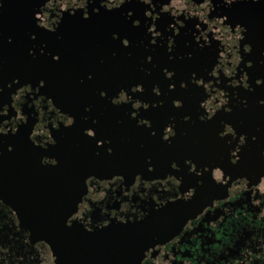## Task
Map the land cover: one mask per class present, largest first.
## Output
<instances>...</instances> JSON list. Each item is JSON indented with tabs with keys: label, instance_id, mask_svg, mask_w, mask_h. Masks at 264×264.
<instances>
[{
	"label": "water",
	"instance_id": "obj_1",
	"mask_svg": "<svg viewBox=\"0 0 264 264\" xmlns=\"http://www.w3.org/2000/svg\"><path fill=\"white\" fill-rule=\"evenodd\" d=\"M11 2L0 13V62L10 74L0 82L12 90L17 81L30 84L68 118L56 139V164L31 168L20 156L10 202L29 239L49 250L50 264H141L182 229L199 184L214 194L260 161L264 3L125 0L109 10L90 0L84 20L76 11L81 0H59L61 20L48 34L26 2ZM5 161L0 153L3 194ZM140 174L172 178L185 198L120 227L68 225L89 179Z\"/></svg>",
	"mask_w": 264,
	"mask_h": 264
},
{
	"label": "flooded vegetation",
	"instance_id": "obj_2",
	"mask_svg": "<svg viewBox=\"0 0 264 264\" xmlns=\"http://www.w3.org/2000/svg\"><path fill=\"white\" fill-rule=\"evenodd\" d=\"M20 1L26 2L38 21L37 13L46 0ZM249 2L264 3V0L234 3ZM0 4L1 13L2 8L13 3L0 0ZM61 12L59 0H48L40 23L54 28L60 23ZM39 30L50 34L57 27L53 32L39 25ZM2 67L0 62V76L9 78L10 74ZM67 124V116L38 89L17 81L12 90L10 85L3 86L0 82V153L6 156L7 166V193L3 194L0 185V264L51 263L47 247L29 239L10 202H14L13 186L20 181V156L26 154L24 165L31 168L38 167V163L56 164V139ZM87 187L89 194L82 199L71 222L88 231L142 220L151 210L179 202L186 194L185 188L170 177L151 180L142 174L130 181L122 177L89 179ZM197 192L182 229L168 238L154 257L144 259L141 264H264V154L253 170L240 172L223 190L211 194L199 184Z\"/></svg>",
	"mask_w": 264,
	"mask_h": 264
},
{
	"label": "snow or ice",
	"instance_id": "obj_3",
	"mask_svg": "<svg viewBox=\"0 0 264 264\" xmlns=\"http://www.w3.org/2000/svg\"><path fill=\"white\" fill-rule=\"evenodd\" d=\"M74 2H75V0H74ZM47 3H48V0H46V2L44 3V5H46ZM89 3H90V0H81L80 7H78V8L76 9V11L79 10V9H82V10H83V19H84V20H89V19H90V14H89ZM124 3H125V0H122V3H121V4H118V5L113 6V5L111 4V0H102V6L105 7V8H107V9H109V10H111V9H116V8H120ZM0 7H2V4H0ZM43 11H44V8L41 9V12H40V13H42ZM76 11L71 12V14L74 16L75 13H76ZM93 11H94L95 13L99 14L100 9H99V8H96V9H94ZM66 12H67V11H66ZM86 12L88 13V15H85ZM62 18H63V17H62ZM38 22H39L40 27H42V28H44V29H48V30L53 31V32L56 30V27L59 25V24H56L54 28L49 29V28H47L46 25H42V24L40 23L39 18H38ZM134 23H135L136 26H139L140 21L137 20V21H135ZM33 38H35V37H33ZM113 38H114V39H120V37H119L118 34H114ZM122 43H123V45H125V46H129L130 41H129L127 38H125V39H123ZM152 43L154 44L155 42H152ZM169 51H171V49H169ZM54 59H55L56 61H59V60H60V56L57 55V56L54 57ZM149 60H151V57H149ZM165 72L172 73V72L168 71L167 69H165ZM169 77H172V76H169ZM89 78H91V77H89ZM40 83H41V82H40ZM101 95H102V96H103V95H106V93H103V92H102ZM125 102H126V101H120V100H114V99H113V101H112V103H113V104H116V105H119V104H121V103H125ZM132 115L134 116V113H133ZM87 135L90 136V137H94V136H95V132H94V131L87 132ZM173 136H175V134H174ZM164 139L167 140L168 138L164 137ZM101 143H103V141H101ZM108 151L111 152L112 149L109 148ZM234 163H235V162H234ZM71 218H72V220L75 219V218L73 217V215L71 216ZM67 223H68L69 226L72 225V222H69V219H68Z\"/></svg>",
	"mask_w": 264,
	"mask_h": 264
},
{
	"label": "clouds",
	"instance_id": "obj_4",
	"mask_svg": "<svg viewBox=\"0 0 264 264\" xmlns=\"http://www.w3.org/2000/svg\"><path fill=\"white\" fill-rule=\"evenodd\" d=\"M234 2H235V0H225V3L228 4L229 6H231ZM44 6H45V5H43L42 8H44ZM40 14H41V13H37V17H38V18H40ZM121 92H122V91H121ZM121 92H120V93H121ZM130 99H131V98H130ZM81 219H83V218H81ZM89 231H91V228H89Z\"/></svg>",
	"mask_w": 264,
	"mask_h": 264
},
{
	"label": "rangeland",
	"instance_id": "obj_5",
	"mask_svg": "<svg viewBox=\"0 0 264 264\" xmlns=\"http://www.w3.org/2000/svg\"><path fill=\"white\" fill-rule=\"evenodd\" d=\"M46 261V258H44V262Z\"/></svg>",
	"mask_w": 264,
	"mask_h": 264
}]
</instances>
